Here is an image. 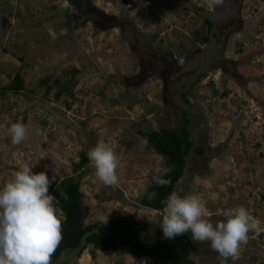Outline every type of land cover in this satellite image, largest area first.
<instances>
[{
  "label": "rangeland",
  "instance_id": "1",
  "mask_svg": "<svg viewBox=\"0 0 264 264\" xmlns=\"http://www.w3.org/2000/svg\"><path fill=\"white\" fill-rule=\"evenodd\" d=\"M60 3L0 0V187L25 162L34 173L56 175L50 187H57L84 153L86 225L107 223L119 212L159 225L162 212L140 203L152 198L153 177L166 168L148 149L146 134L179 126L188 111L192 141L206 154L187 160L176 192L200 194L214 224L238 205L264 222V0H223L211 11L206 0H86L82 14L95 20L77 30ZM206 20L224 41L222 52L214 37L202 44ZM203 73L188 95L189 107L181 93ZM17 74L25 90L3 93ZM45 78L50 92L39 85ZM64 88L68 93L57 99ZM18 121L30 135L16 146L8 128ZM101 139L113 143L121 159L114 187L98 181L87 156ZM144 241L157 256H93L89 248L51 264H171L178 253L155 230ZM191 250L196 264H221L210 242L193 243ZM235 264H264V232L249 233Z\"/></svg>",
  "mask_w": 264,
  "mask_h": 264
},
{
  "label": "clouds",
  "instance_id": "2",
  "mask_svg": "<svg viewBox=\"0 0 264 264\" xmlns=\"http://www.w3.org/2000/svg\"><path fill=\"white\" fill-rule=\"evenodd\" d=\"M209 11L223 4V0H206ZM59 7L72 11L70 0H62ZM55 39L56 30L47 29ZM66 29L60 30L65 35ZM12 145L25 142L30 129L23 122H14L8 128ZM20 153H12L14 160ZM95 176L106 186L119 184L118 169L121 159L113 143L99 140L87 153ZM33 166L23 163L0 187V264H51V260L63 239V223L67 219L63 209L58 207L59 200L49 193L50 185L55 182L47 172L34 173ZM167 175L170 168L163 170ZM154 183L164 186L171 183L160 175L153 177ZM64 195V199H67ZM212 213L200 194L181 196L173 191L162 210L164 237L173 239L178 235L191 232L194 243L210 242L211 250L219 255L221 264L231 259L233 264L240 258L243 245L249 240V233L264 232V222L251 214L243 205L227 208L224 219L211 222Z\"/></svg>",
  "mask_w": 264,
  "mask_h": 264
},
{
  "label": "trees",
  "instance_id": "3",
  "mask_svg": "<svg viewBox=\"0 0 264 264\" xmlns=\"http://www.w3.org/2000/svg\"><path fill=\"white\" fill-rule=\"evenodd\" d=\"M62 2V0H61ZM73 5L72 11L67 12L69 25L74 29L84 28L89 22L95 19L86 18L82 12L85 10L86 0H70ZM207 33L202 37V44L210 42L214 37L221 45L220 52L223 51L224 41L218 40V34L214 33L215 24L211 21H205ZM221 65L224 59L219 61ZM207 73L200 75L189 86V89L181 93V100L189 107H192L188 95L192 89L205 78ZM50 78H45L39 82L40 87L45 88L47 92L53 90L50 86ZM25 90V81L20 74H17L6 86L2 87L3 93L20 94ZM68 93L67 88L58 91L56 98ZM192 120L189 112L184 111L181 117L180 125L175 128H160L159 130H150L146 134L148 149L154 151L165 160L166 168L171 171L167 175L163 174V179H170L168 185H158L152 182L150 193L152 198H143L140 203L142 206L154 211H161L166 206L167 197L176 191L178 184L183 179L187 169V160L194 155L199 158L204 157L206 150L203 146H195L191 129ZM87 164V158L84 153L80 155V162L74 165L73 175L65 177L57 187H49V193L59 200L58 207L62 208L67 219L63 223V239L58 249L52 257L53 261L59 260L64 253L76 251L78 256L89 248H92V255L97 251H119L123 254H132L136 256L154 257L158 255L155 247L150 248L144 241L145 235L155 230L159 236L164 237L160 224L155 225L147 220H138L126 213L119 212L115 214L107 223H93L86 225V209L84 204V194L81 191L82 173ZM165 168V169H166ZM67 199H64V195ZM175 244L178 253L176 256H170L171 264H196L192 259L191 232L184 235H178L170 239Z\"/></svg>",
  "mask_w": 264,
  "mask_h": 264
}]
</instances>
